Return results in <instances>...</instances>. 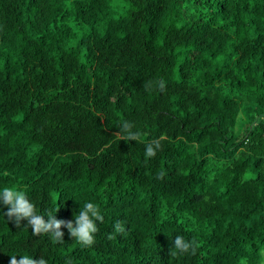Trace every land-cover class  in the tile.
<instances>
[{
	"label": "trees",
	"instance_id": "16d2710c",
	"mask_svg": "<svg viewBox=\"0 0 264 264\" xmlns=\"http://www.w3.org/2000/svg\"><path fill=\"white\" fill-rule=\"evenodd\" d=\"M5 186L45 221L87 202L104 221L91 247L54 243L0 204V264H261L264 0H0ZM177 235L195 255L171 256Z\"/></svg>",
	"mask_w": 264,
	"mask_h": 264
},
{
	"label": "clouds",
	"instance_id": "9594fccd",
	"mask_svg": "<svg viewBox=\"0 0 264 264\" xmlns=\"http://www.w3.org/2000/svg\"><path fill=\"white\" fill-rule=\"evenodd\" d=\"M143 87L145 91L149 92L156 89L164 90L166 83L163 80L146 81ZM114 135L124 141L142 142L141 133L133 131V124L128 121H123L119 126V131ZM160 147V140L146 144L145 158H154ZM158 176L163 178L161 174H158ZM0 204L7 207V212L4 215L16 227H21V222L26 220L34 236L50 234L54 243H63L64 233L60 229L65 227L68 229L70 237L77 244L81 247H91L95 243V234L99 231L97 222L103 223L104 221V215L99 206L91 202H87L81 207L79 213L75 214L74 220H58L55 215L48 212L49 220L45 221L44 215L38 214L35 204L28 199L26 191L15 186H5L0 189ZM113 227L114 232L108 235L109 240L115 239L116 233L123 234L125 232L123 221H116ZM198 247L199 244L195 238L189 241L177 235L174 240V247L171 250V256L185 253L195 255ZM9 264H48V262L43 256L37 260L28 255L20 256L19 259L16 255H12Z\"/></svg>",
	"mask_w": 264,
	"mask_h": 264
},
{
	"label": "rangeland",
	"instance_id": "374dc122",
	"mask_svg": "<svg viewBox=\"0 0 264 264\" xmlns=\"http://www.w3.org/2000/svg\"><path fill=\"white\" fill-rule=\"evenodd\" d=\"M261 264H264V251H263V257H262Z\"/></svg>",
	"mask_w": 264,
	"mask_h": 264
}]
</instances>
